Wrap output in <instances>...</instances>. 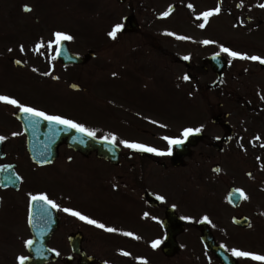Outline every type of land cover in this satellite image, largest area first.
I'll return each instance as SVG.
<instances>
[{
    "label": "flooded vegetation",
    "instance_id": "flooded-vegetation-1",
    "mask_svg": "<svg viewBox=\"0 0 264 264\" xmlns=\"http://www.w3.org/2000/svg\"><path fill=\"white\" fill-rule=\"evenodd\" d=\"M31 1L36 2L32 11L24 10L21 14L19 7L14 6L15 13L11 16L25 38L16 46L17 50L21 52L23 46L21 53L36 56L25 57L20 70L0 68V80L16 72L20 75L21 89L18 92L22 97L11 98L48 114L65 117L66 111L58 110L61 101L58 83L60 79L68 82L76 74V69L61 68L59 62L52 60L57 49H49L47 44L54 40V33L60 31L74 37L68 41L72 48L75 31L59 29L53 23L57 14L50 0ZM107 33L87 35L84 41L86 45L89 43L92 52H102L110 44ZM142 33L134 40L137 52H163L169 58V36L162 40L154 31ZM217 33L218 29H215L213 42L219 46L221 42ZM122 37L117 35L115 42L120 44ZM41 41L45 47L36 51ZM244 51L249 56L264 58V48L254 52L246 48ZM41 54H44L41 57L44 61L39 59ZM206 58L203 55L198 57L200 65L196 72L198 94L202 97H197L193 128L201 129L197 133L200 140L179 169L170 168V157L155 153L141 155L140 151L121 143L126 140L147 146L151 143L147 134L149 131L155 134V128L140 119V114H153L150 109H140V105L146 106L147 101L143 99L142 103L141 97H123L124 100L119 102V108H124L123 115L117 122V129L103 135L117 137L121 157L115 167L116 173L88 175L90 179L83 188H80L82 184L74 182L69 189L38 190L34 182L43 181L46 172L54 171L52 174L59 175L52 181L59 185L60 167L54 166L56 163L68 167L80 163L82 158L61 146L55 164L42 167L34 164L26 151L27 137L23 125L16 118L21 111L14 105L0 102V136L6 137L0 142V167L14 168L21 178L19 190L0 189V243L5 241L12 250L0 254V264H18V256H29L25 242L33 239L29 224L33 205L30 197L37 194H46L61 208L79 211L107 227L118 229L110 233L52 208L53 217L45 218L54 221L48 246L55 254L49 264H264L235 257L231 251L239 249L264 255V99H261L264 96V64L251 60L243 63L246 60L239 58L234 67L229 62L222 82L215 84L218 75L205 65ZM96 59L97 56L86 65V93L91 91V84L105 77L104 64L97 62L103 58ZM94 61L96 63L89 66ZM46 72L51 74L46 76ZM235 78L237 83L232 82ZM29 84L51 97L35 101L39 97H33L26 90ZM17 86L13 80L0 82V95L9 94ZM83 98L90 101L92 97ZM104 98L95 97V101ZM67 101L71 102L65 99L63 103ZM141 130L148 132L142 138ZM91 159L106 164L92 155L84 158ZM237 190H242L248 199L238 197ZM159 196L165 199L162 201ZM205 216L208 220L204 219ZM124 232L134 235L126 236ZM168 236H171L172 244H176L173 253L165 251ZM156 240L161 243L153 248ZM123 252L130 255L125 256Z\"/></svg>",
    "mask_w": 264,
    "mask_h": 264
},
{
    "label": "rangeland",
    "instance_id": "rangeland-1",
    "mask_svg": "<svg viewBox=\"0 0 264 264\" xmlns=\"http://www.w3.org/2000/svg\"><path fill=\"white\" fill-rule=\"evenodd\" d=\"M75 2H72V4L70 5V12L69 9L65 10L64 9V5H62V3H64V0H59V8H60V15L61 17H70V20L74 22V27L75 29H83V27H86L88 25V27L92 26V28H98V29H104V27L109 23L108 26H111V22L108 21L105 18V13H110L112 11L115 10H108L107 12H104V8L102 10H99L95 7L97 6V0H74ZM110 1V2H109ZM108 1V6L107 8H111L112 6H116L118 7V3L112 2L111 0ZM182 1V3H184L183 1L186 0H180ZM179 0H173L170 1L168 0L167 2L162 1L157 3L158 1H156L155 4V13L156 14H163L164 12L168 11V8L172 5L177 6L178 8L176 9L177 12L174 14L175 16L172 18L174 20H184L185 18L187 20H184L185 22L187 21V25L185 26V24L183 25V27H172L173 30L176 31H181L180 29H185L188 34L190 35H195V33H189L191 31L194 30L193 26H192V22H195L194 19H196V12L195 10L197 9V3H193V7L189 8L188 5H186L184 3V5H182L180 3ZM197 1V0H194ZM172 2H175L174 4ZM112 5V6H111ZM184 6L188 9H184ZM67 7V6H65ZM205 9V8H204ZM194 10V12L192 11ZM10 11H12V7L10 6L9 0H2V2L0 3V41L3 40V37H5L6 32L9 31V28L7 26V23H9V19H7L6 21H4L6 15H8L10 13ZM175 17H177V19H175ZM105 20H107L108 22L105 23ZM193 20V21H191ZM14 20L12 19L11 22H13ZM59 23H63L61 20L58 21ZM15 23V22H14ZM152 28H163V27H159V25L157 26H152ZM7 30V31H6ZM190 39L193 38H189L188 37V42ZM193 41V42H192ZM191 43L188 44V49L187 52L190 53L192 52L195 47H196V43L194 42V40L190 41ZM176 45V44H173ZM8 47L5 45L0 44V60L3 61H7L8 58L11 57H18L21 58V56H24L25 54L22 53H16V52H10L8 49ZM115 50V52H112V56H118L119 59L124 58V59H128L127 54L129 53L127 49H119L118 46L116 45L115 48L113 49V51ZM125 51L122 53V51ZM80 49H76V52H79ZM86 51V50H85ZM186 51V50H185ZM127 53V54H126ZM78 54V53H77ZM87 53H80L79 55L85 56ZM126 55V56H124ZM130 55V54H129ZM28 56V55H25ZM159 61V62H158ZM163 59H155V63L158 67V72L159 74L162 76V82L165 86V88H163V86H154L153 91H154V97L159 96L161 98L166 97L165 99H167V103H168V108H169V112L172 115V118H177L178 114L175 112V110H180L182 107H179V105L174 106L173 104L178 103L174 97L175 94H178L177 97H182L180 90L183 91L185 90L186 86L184 85H179L177 87H174V83H171L168 80V72L170 73L171 76H180L182 74V69H180L178 64H172V66H168V63L166 61V66L163 62ZM95 61L93 63L90 64V66L92 67L94 65ZM105 63V62H104ZM112 72V71H111ZM84 76L82 75L80 80H77L75 82V84L80 85L82 87V89H84ZM14 82H18L16 80L13 79ZM60 85V90L59 91V95L61 97H86L84 93H79V94H73L72 92H70L69 89V85H66L65 80L60 79L59 83ZM167 84V85H165ZM171 84V85H170ZM29 87H26V90L29 93L33 94V97H39V99H35V101L37 102H41L44 100H47V98L51 97V95L48 93L46 95V93L42 90H40L39 88H35L32 84H29ZM170 85V86H169ZM21 89V86L18 85L17 86V91L16 93L20 96L21 93L18 92V90ZM164 89V90H163ZM171 89H173L175 92L173 95H171ZM164 92H165V96H164ZM92 91H89L87 94H91ZM24 97V96H23ZM41 98V99H40ZM158 98V97H157ZM191 103L194 102V100H190ZM64 103L61 102V104L58 107V110L60 111H70L72 115L82 119L83 121L87 122L86 126L90 127L91 124L92 125H100L102 127H112V128H116V123L105 113L100 112L99 110L95 111L92 108V105H90L89 103L85 102V100H82L80 103H73L70 104L68 106H64ZM181 105V103H179ZM195 105V104H194ZM51 107V105L49 106ZM172 110V111H171ZM175 127H179V126H175ZM130 156V153H129ZM71 166L68 167H64V169L69 168ZM105 167V166H104ZM107 170V169H106ZM116 171H114L115 173ZM54 173V171L52 172ZM51 172H46L45 173V178L43 179V181L41 180L40 182L37 183V180L34 182V186L36 189H40V190H46L49 189V191H59V190H64L66 189L63 185H62V181L61 178L59 180V185L56 183H53L52 181L55 179L54 174H52ZM104 173V172H103ZM108 173V171H107ZM51 175H54V177L49 180V177ZM61 185V186H60ZM6 210L8 209L7 207L5 208ZM10 232V231H9ZM4 236V235H3ZM2 237V236H1ZM7 246L5 245V241L0 243V254H3L6 252L5 248ZM13 248V246H12Z\"/></svg>",
    "mask_w": 264,
    "mask_h": 264
},
{
    "label": "snow or ice",
    "instance_id": "snow-or-ice-1",
    "mask_svg": "<svg viewBox=\"0 0 264 264\" xmlns=\"http://www.w3.org/2000/svg\"><path fill=\"white\" fill-rule=\"evenodd\" d=\"M189 8H192L193 5L189 4L188 5ZM260 7H264V5H260ZM24 10L25 11H32V9L29 6H24ZM172 11V8L170 7L168 9V11L164 12L162 15L164 17H167L170 12ZM221 11L220 7L218 6L217 8H215L214 10L211 11H206L204 13H202V17L205 23H207L208 18L211 17L214 14H219ZM197 19H200V17H197ZM205 23H201L200 27L203 28L205 26ZM241 23H243V21H241ZM124 25L123 24H117L114 26L113 30L111 32L108 33V35L115 39L117 36V33L119 31H121L123 29ZM168 35H174L173 33H167ZM178 39H188L187 37H183V36H179L177 37ZM74 39V37L70 34H67L65 32H60L57 31L54 33V40L49 41L47 44V47L49 49L51 48H56L57 52L55 53V55L52 57V59H55L57 56L61 55V52L59 51L60 47L62 46V43L64 41H72ZM204 44H210L213 43L212 41H203ZM45 47L44 43L41 41L37 44L36 46V51H39L41 48ZM9 51H12L11 49H9ZM20 51L23 52L24 48L23 46H21ZM220 51L223 53H226L228 56L233 57V58H240V59H244V60H251V61H258L261 64H264V58L260 57V56H256V55H252L249 56L247 54L244 53H239L237 51H233L227 47H224L223 45L220 46ZM217 56L220 55V52L216 53ZM185 60L189 59V57L185 56L184 57ZM16 63H21V61H16ZM34 71H37L36 69H33ZM51 73H44V75H50ZM115 75V73L113 74ZM58 79V77H57ZM184 80H189L190 77L188 75H185L183 77ZM261 99H264V96L261 97ZM0 102H4L6 104L9 105H14L16 106L22 113L25 114V116L28 118L30 124L35 127L37 126L41 120L43 121H47L49 123V125H63L66 129H74L77 132L87 136V137H92L95 138L96 137V132L90 128L85 127L82 123L76 122L72 119H68L65 118L63 116L60 115H51L48 114L42 110H39L37 108L31 107V106H27L23 103H20L17 99L11 98L7 95H0ZM155 123V122H154ZM163 127V125H162ZM201 131L200 128H196L193 129L191 127L186 128L183 133L182 136L184 139H186L187 137L193 135L194 133H199ZM13 135H19V133H14ZM6 139V137L4 136H0V142L4 141ZM163 139H165L168 144L170 146H174V145H181L184 143V139H173V138H169V137H164ZM257 139H259V137H257ZM103 140L110 143V144H115L117 142V137L115 135H113L111 137V139H109V137L105 136L103 137ZM121 143H123V145L127 148L130 149H135L141 152H152L155 153L157 155H172V151L171 148H169V150L167 152L158 150L154 147H150V146H146L144 144L141 143H136V142H129V141H121ZM218 171V169H217ZM237 194L241 197H243L244 199H248V197L242 192V190H237ZM32 202H43L44 204L50 206L51 208H55L59 211H64L67 213H70L71 215L78 217L80 220L86 221L88 224L94 225L98 228L104 229L107 232L110 233H115L118 231L117 228L114 227H107L105 224L98 222L95 219L89 218L86 215H83L82 213H80L79 211H75L69 208H61V206L59 204H57L55 201L51 200L48 198V196L46 194H37V195H31L30 197ZM158 199L160 200H164L165 198L163 196H159ZM205 220H208V217L205 216L204 217ZM33 223V219L30 215L29 217V224ZM126 236H133L134 234L131 232H124L123 233ZM136 239H139V237H136ZM26 246L28 248H32L34 245V241L29 239L26 242ZM161 241L160 240H156L155 242H153L152 247L156 248L160 245ZM37 252H39V249L36 250ZM232 255L238 258H242V259H251L253 261H261L264 262V255H259V254H255V253H250L247 251H243V250H239V249H232ZM57 255H59V253H56ZM123 255L127 256L130 255L127 252H123ZM30 257L24 256V255H20L17 257V261L18 264H26V261L29 260ZM146 264V262H145Z\"/></svg>",
    "mask_w": 264,
    "mask_h": 264
},
{
    "label": "water",
    "instance_id": "water-1",
    "mask_svg": "<svg viewBox=\"0 0 264 264\" xmlns=\"http://www.w3.org/2000/svg\"><path fill=\"white\" fill-rule=\"evenodd\" d=\"M134 27L132 26V23L127 21V29H133ZM59 58L61 60H63L64 63L67 64H79V63H83L84 60H82L79 57H76L74 55H72L71 53H69L68 49L66 48L65 50H61V55H59ZM56 134H54L51 139H49V142H52L53 140H55V137L57 136V134L62 135L64 137H67L68 139V143L74 145V146H81L84 145L85 143H93L91 148L92 149H88V150H97L99 155L107 158V159H111L114 160L117 158L118 155V151L114 148H112L108 143L106 142H96L93 141L89 138H87V140H83L84 138L80 137V136H74V138L71 137V135L69 134V132H65V130H63L62 128H57L55 129ZM59 137V136H58ZM64 139L61 138L59 142H62ZM42 152V150H41ZM40 152L39 149L34 148L33 151V156H35V158H38L40 155L42 156V153ZM52 152L50 153V155H52ZM4 183H6L5 181H3ZM2 182V184L4 185V183ZM32 254L34 255V252L32 251Z\"/></svg>",
    "mask_w": 264,
    "mask_h": 264
}]
</instances>
